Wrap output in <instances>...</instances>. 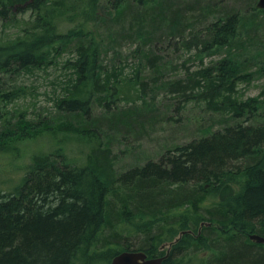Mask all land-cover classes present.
Instances as JSON below:
<instances>
[{"label": "trees", "instance_id": "trees-1", "mask_svg": "<svg viewBox=\"0 0 264 264\" xmlns=\"http://www.w3.org/2000/svg\"><path fill=\"white\" fill-rule=\"evenodd\" d=\"M250 1L253 6L255 0ZM174 4L0 0V22L17 30L13 39L0 43V146L15 135L29 139L51 129L24 114L13 123V115L5 119L4 110L26 96L25 86L12 83L15 77L57 66V57L70 53L74 42L65 63L71 78L56 108L76 121L60 129L91 134L99 143L83 166L70 163L61 151L36 156L23 184L14 193L0 192V264H111L124 251H143L148 258L168 254L163 264H264V244L250 240L254 234L264 237V107L258 98L240 99L237 90L241 80L252 76L241 55L250 42L245 33L262 24L264 9L255 5L250 16L226 11L202 28L187 29ZM143 5V20L153 11L146 19L150 25L143 23L148 31L143 34V26L137 31L145 43L176 40L178 48L197 50L201 60L227 53L172 83L170 90L179 104L203 105L236 124L179 146L157 162L118 172V155L104 147L95 128L82 127L102 124L92 120L94 104L114 116L120 89L138 80L102 64L100 43L88 28L102 19V10L119 21L133 6ZM75 21V29L59 31L61 24ZM148 49L145 58L155 66L154 47ZM257 56L258 73L264 74V46ZM127 115H115L114 126ZM131 117L124 124L129 128L135 122ZM228 183L236 192L220 201L219 192Z\"/></svg>", "mask_w": 264, "mask_h": 264}, {"label": "rangeland", "instance_id": "rangeland-1", "mask_svg": "<svg viewBox=\"0 0 264 264\" xmlns=\"http://www.w3.org/2000/svg\"><path fill=\"white\" fill-rule=\"evenodd\" d=\"M174 1L173 10H182V20L185 27L190 29L191 25L202 28L223 16L226 11L250 16L259 0H255L253 6L250 0ZM103 3L105 4V1ZM133 7L132 13L128 12L119 21L108 15L106 10H102V19L91 23L88 28L100 43L102 64L110 69L123 70L128 79L138 80L136 83L130 82L129 87L120 89L122 98L112 110L117 116L131 113L133 118L127 115L121 123H127V117L130 116L135 120L132 128L121 126V123L114 126L112 122L118 118L106 113L105 109L97 104L93 105L92 120H101L102 124L89 126L84 123L85 127H82L95 128L104 147L110 146L113 154L118 155L115 165L118 172L142 167L149 161L157 162L169 151L170 155L173 154L179 146L211 136L228 125L236 124L235 120L211 112L203 105L192 102L179 104L175 99L177 94L170 90L172 83L209 67L224 58L227 53L223 51L205 55L202 56V61L197 50L178 48L176 40L158 38L154 43H145L143 38L137 35V31L142 29L143 23L147 24L148 14H153V11L149 10L147 18L143 20L141 15L145 13L147 6ZM259 21L262 23L260 26L245 33V37L250 36V42L247 48L241 51L246 61L244 70L252 76L241 80L237 90L240 99L258 98L264 107V74L258 73L261 59L257 56V51L264 46V15L260 16ZM147 25L143 26V34L148 31ZM77 26L78 21L66 22L59 26V31L66 34ZM16 31L13 27H4L0 22V43L13 39ZM187 33H190L189 30ZM77 44L74 42L70 53L65 52L57 57V66L51 65L47 70H35L33 73H24L14 78L13 84L25 86L26 96L6 106L5 119L9 120L13 115L12 121L16 123L17 117L24 114L27 120H34L36 123L44 121L51 129H43L38 136L29 139L19 140L15 135L7 144L2 143L0 192L14 193L23 184V179L36 156L61 151L70 163L83 166L87 163L88 155L99 144L91 134L81 136L80 133L60 129L63 125L75 124L76 121L74 117L68 116L69 114L58 112L56 101L64 95L69 84L72 71L66 68L65 63L72 57L74 51L71 50ZM151 46L155 50V56L152 57L155 66L149 64L145 58ZM137 70L140 72L139 78L136 77ZM143 82L147 84L144 85Z\"/></svg>", "mask_w": 264, "mask_h": 264}, {"label": "water", "instance_id": "water-1", "mask_svg": "<svg viewBox=\"0 0 264 264\" xmlns=\"http://www.w3.org/2000/svg\"><path fill=\"white\" fill-rule=\"evenodd\" d=\"M257 8L264 9V0L258 1ZM235 192L236 189L231 183L224 185L219 192L220 201L233 196ZM206 225H209V223H206ZM250 240L257 244H264V237L258 234L251 235ZM167 256L168 254L162 257L148 258V255L143 251H124L113 258L111 264H163Z\"/></svg>", "mask_w": 264, "mask_h": 264}, {"label": "bare ground", "instance_id": "bare-ground-1", "mask_svg": "<svg viewBox=\"0 0 264 264\" xmlns=\"http://www.w3.org/2000/svg\"><path fill=\"white\" fill-rule=\"evenodd\" d=\"M254 124V123H253Z\"/></svg>", "mask_w": 264, "mask_h": 264}]
</instances>
